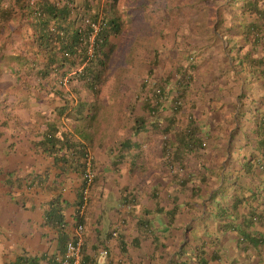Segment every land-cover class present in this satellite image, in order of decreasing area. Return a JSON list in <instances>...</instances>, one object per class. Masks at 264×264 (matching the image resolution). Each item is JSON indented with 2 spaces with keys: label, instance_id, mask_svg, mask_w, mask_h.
I'll return each mask as SVG.
<instances>
[{
  "label": "crops",
  "instance_id": "1",
  "mask_svg": "<svg viewBox=\"0 0 264 264\" xmlns=\"http://www.w3.org/2000/svg\"><path fill=\"white\" fill-rule=\"evenodd\" d=\"M174 2L135 0L124 9L120 5L117 14L120 29H142L141 36L153 29L157 57L153 54V61L140 67L143 77L161 78L164 59L172 63L178 55L179 63L187 65V56L196 54L185 111L200 123L202 147H185L174 158L176 128H170L172 159L185 165L167 166L165 138L157 130L162 128L136 129L131 119L126 125L120 122L116 112L109 120L96 121L91 109L97 94L78 83L64 92L31 90L40 97L36 103L28 91H13L6 77L1 87L22 104L14 107L15 117H7L11 106L0 109V264L24 252L40 257L39 264H51L60 252L58 226L44 217L56 194L64 201V226L74 234V202L82 181L75 163L83 159L67 148L73 143L90 150L95 172L89 200L80 211L87 264H199L202 258L207 264H264V72L244 60L251 44L239 40L240 34L208 29L207 22H216L223 11L224 0L179 10ZM252 56H262L260 48ZM119 81L117 91L107 89L103 96H130L134 88L133 114L138 113L142 95L151 90L135 78ZM167 84L172 94L184 86ZM167 100L161 112L169 116ZM48 128L56 137L51 151L39 144ZM14 153L21 156L9 157ZM133 195L134 203L121 204ZM103 248L105 256L100 255Z\"/></svg>",
  "mask_w": 264,
  "mask_h": 264
},
{
  "label": "trees",
  "instance_id": "2",
  "mask_svg": "<svg viewBox=\"0 0 264 264\" xmlns=\"http://www.w3.org/2000/svg\"><path fill=\"white\" fill-rule=\"evenodd\" d=\"M94 1L95 3H93ZM117 2L118 0H0V82L9 76L12 80L9 87L19 93L28 91L29 99L36 103L40 101V97L31 90L64 92L78 83L82 89L96 92L106 66L107 51L105 52L103 49L109 44V37L118 33L122 23L117 14ZM224 2L225 4L221 8L223 11L216 22L210 24L207 22L208 29H224L227 32L240 34L239 40L251 44V49L243 52L244 60L264 72V0H224ZM204 3H206L205 0H175L173 6L178 10L185 6L202 9L207 5H203ZM209 20L213 21L211 18H208ZM95 31L96 33H94ZM91 42L94 45L93 50H90ZM256 48H260L262 56H252ZM163 52L166 57L167 52ZM195 55L192 52L190 56H187L188 62L190 61L187 65L179 63L178 55L172 59V63L164 59L165 67L161 71V78H158L159 75L152 77L150 73L146 74L143 84L147 85L151 91L142 95L143 109L133 114L131 118L136 129L140 125L163 129V131L157 130L165 138V161L169 163L167 166L172 167V164L176 169L184 167L185 164L173 161L171 155L173 151L171 152L169 143L170 136L166 134V131L170 133V128L173 131L176 128L173 133L175 144L178 145L174 149V158L176 156L178 158V155L185 151V147L189 150L202 147L200 123L194 114L185 111L189 104L188 92L192 90L191 65L194 63ZM155 56L157 57V53ZM231 58L235 59L236 57L231 55ZM155 61L159 65L158 63H161L160 56ZM255 70L258 69H253L254 72ZM150 78L153 79V82L148 80ZM168 82H172L173 85L175 83L184 84V86L183 88L181 86L182 89H179L177 93L172 94L168 91ZM1 86L0 84V109L5 111L11 106L12 110L10 112L8 110L7 117H15L17 114L14 112V107L22 104L19 101L20 98L18 96L10 97L7 89ZM145 90L147 89H143V91ZM63 99V103H65L67 99L65 97ZM167 99L170 100L169 116L161 112V106L164 108ZM44 100L50 103L48 98ZM97 101L95 98L94 107L98 105ZM94 107L91 109L92 115L97 116L95 113L97 114L100 110L98 111V108ZM260 121V126L264 131V119L260 118ZM183 122V129H179ZM55 139L56 137L48 128L43 132L39 144L43 150L51 151L56 144ZM67 148L73 149V153L83 159L76 160L75 163V168L77 167V172L80 173L82 180L78 189V198L74 202L76 205L75 218L78 225L82 223L81 218H83L80 209L83 204L82 189L84 169L86 168V151L84 145H75V143L68 144ZM260 149L264 152V135L260 141ZM54 156L56 157V155ZM94 179L95 175L89 187L85 207ZM134 199L133 195L132 198L121 204L127 206V204L134 203ZM63 202L60 194H56L50 201L49 208L45 210L44 219L48 223L58 226L60 252L51 257V264H64L66 244L68 240L76 236V231L72 234L64 226L65 221L61 207ZM139 224H143V221H140ZM111 233L113 234V230ZM39 258L24 252L18 255L14 261L4 264H39ZM80 261L82 264H87L82 255V246ZM66 264H71V260L69 259ZM199 264H207L206 259L202 258Z\"/></svg>",
  "mask_w": 264,
  "mask_h": 264
},
{
  "label": "rangeland",
  "instance_id": "3",
  "mask_svg": "<svg viewBox=\"0 0 264 264\" xmlns=\"http://www.w3.org/2000/svg\"><path fill=\"white\" fill-rule=\"evenodd\" d=\"M134 1L135 0H119L117 7L120 9L121 5V9H124L127 3L131 2L134 4ZM93 3H95V1ZM140 4L141 3H139V5ZM197 19H199V17H197ZM191 20L193 22L196 20V18ZM181 21L182 18L180 21L177 19L175 26H180ZM141 31L142 29H119L118 33L112 34L109 37V44H107L103 49V51H107L106 66L99 81V86L96 88L97 91L95 92V94H97L98 100L96 109L98 108V111L100 110L97 112V114L95 113V115H97L95 117L98 118H96V121L98 120L101 122L103 120H109L110 114H113L114 112H116L118 115V120L122 123H125V125L126 122L132 118L134 102L136 99L134 95L135 92L133 91L134 88H131L130 96L117 97V94V98L114 97L113 99L104 97L102 92L107 89L117 91L116 88L120 86V81H118L119 77L121 78L123 76H125L127 79L135 78L141 83L143 75H141L142 71L140 70V67L144 66L145 64H150L153 61L152 55L154 54L155 56L157 53L156 49L153 50L152 48L151 39L154 38V35L152 34L153 29H145L142 36ZM122 103L125 105L127 104L128 106L126 105V107L129 108V110L127 109L124 111L122 109ZM244 121L245 124H247L246 117L242 118L243 123ZM15 156L20 157L21 155H17L15 153L12 156L9 155L11 158H15ZM13 176L16 177L15 174Z\"/></svg>",
  "mask_w": 264,
  "mask_h": 264
},
{
  "label": "built area",
  "instance_id": "4",
  "mask_svg": "<svg viewBox=\"0 0 264 264\" xmlns=\"http://www.w3.org/2000/svg\"><path fill=\"white\" fill-rule=\"evenodd\" d=\"M91 49H92V45H90V50ZM85 157H86V168L84 169V184L82 189L83 204L81 205L80 211H83L85 208V203L88 199L89 187L95 175L94 169H92L91 166L92 158H93L92 154L89 151H87ZM75 231H76L75 238L68 240L66 244L65 261H63L64 264H66V262L68 263L69 259L71 260V264H82L80 261V257H81V246L83 241V237H82L83 225L78 224L75 228ZM106 254H107V250L105 248L100 250L101 256H105Z\"/></svg>",
  "mask_w": 264,
  "mask_h": 264
},
{
  "label": "clouds",
  "instance_id": "5",
  "mask_svg": "<svg viewBox=\"0 0 264 264\" xmlns=\"http://www.w3.org/2000/svg\"><path fill=\"white\" fill-rule=\"evenodd\" d=\"M119 1V0H118ZM117 4H118V2H117ZM138 6H139V4H138ZM94 33H96V31L94 32ZM90 45H92V49L91 50H93L94 49V45H93V43L91 42V44ZM119 79H120V77H119ZM149 81H151V82H153V79H148ZM119 81V80H118ZM144 81V77H143V79H142V82ZM85 151L87 152V151H89L90 152V150H88L87 149V147H85ZM86 152H85V154H86ZM91 153V152H90ZM92 154V153H91ZM93 156V155H92ZM93 159V158H92ZM79 224H81V223H79ZM77 226V225H76ZM76 228V227H75ZM83 242V241H82Z\"/></svg>",
  "mask_w": 264,
  "mask_h": 264
}]
</instances>
